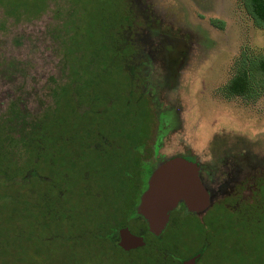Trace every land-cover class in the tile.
Instances as JSON below:
<instances>
[{
  "label": "rangeland",
  "instance_id": "obj_1",
  "mask_svg": "<svg viewBox=\"0 0 264 264\" xmlns=\"http://www.w3.org/2000/svg\"><path fill=\"white\" fill-rule=\"evenodd\" d=\"M220 23L222 28L217 27ZM115 49H123L124 54L115 58ZM242 49L264 54V29L253 25L238 0H0V126L14 108L27 122L39 124L40 133L51 140L60 136V126H54L58 116L69 113L78 122L88 113L99 131L96 139H85L84 134L81 141L107 145L119 134L121 114L127 110V132L147 131L151 140L144 154L152 158L144 156L138 168L142 181L163 158L192 157L203 164L211 174L204 178L199 171L210 196L208 206L224 214L222 257L226 258L224 246L229 243L236 252L235 264H264V218H256L264 215V98L226 100L219 93ZM170 114L174 121L169 125ZM171 128L177 131L167 134ZM76 145L66 147L72 154L64 161L77 159V168L66 173L69 182L58 191L59 205L69 215L64 218L70 219L63 227L69 228L74 245L71 240L55 247L43 243L49 239L38 232L37 209L42 207L32 201L30 216L13 219L11 227L12 232L22 229L30 239L13 242L10 235L3 236L1 224L0 264H54L50 257L56 256V249L65 253L59 254L62 264L71 260L137 264V258L146 256L147 247L141 254L125 257L102 245L100 239L107 231L104 167L89 170L85 163L92 155L82 148L80 153ZM15 161L9 171L19 165L28 183L35 156L24 152ZM37 169L40 179L48 180L52 168L42 161ZM46 199L52 201L50 196ZM59 205L55 202L63 214ZM236 208L248 214L241 217L246 222L243 229L249 228L248 219L261 221L260 234L250 237L235 229L227 212ZM82 230L102 237L98 242L88 239L89 246L78 241ZM54 236L67 237L65 232ZM245 245L246 253L241 250Z\"/></svg>",
  "mask_w": 264,
  "mask_h": 264
},
{
  "label": "trees",
  "instance_id": "obj_2",
  "mask_svg": "<svg viewBox=\"0 0 264 264\" xmlns=\"http://www.w3.org/2000/svg\"><path fill=\"white\" fill-rule=\"evenodd\" d=\"M238 2L245 14L252 21L253 25L256 28L264 29V0H238ZM222 26V23H220L217 27L222 28ZM113 53L115 58H117L119 53L122 55L124 54L123 49H115ZM219 93L226 100L236 97H239L243 100H256L259 97L264 98V54L253 53L247 49H242L232 65L230 79L224 86L220 88ZM13 109L14 108L11 110L10 116H8V118L5 119V122H3L0 126V226L1 224H3V226L5 225L4 228L2 227V232L1 230L0 232L3 233V236L10 235L13 238L12 240H14L13 242L17 241V243H23L26 238H29V236L22 234L25 233L22 229H18L17 232H12L11 227H13V219L28 217V206L30 202L34 201L35 204L43 208L37 209V220L39 226L38 232L40 236H46L49 239L43 243L48 245L52 244V246H55V243L65 244L68 240H71L72 245H74L75 242L69 238V235H71L68 233L69 228L63 227L64 224H67V222L70 221V219L64 218V216L68 215V213L62 210L61 206L59 205V202L62 201V195H59L60 192L58 191L60 190V187H62V183L67 182L66 180L69 182V178L66 173H71L77 168V159H74L71 162H69L71 159L67 160L66 162L64 161V159H68L66 157H68L69 154H72L66 150V147L71 144H77L79 152H81L80 148L85 147V143L83 144L81 141L84 139V134L85 139L89 136H91L93 139L97 138L96 131H99V128L94 126L97 125V123L93 120V118H88L90 117L88 113L85 114V116L82 118V121L78 122L72 121L73 118L69 113L63 114V116H58L57 120L54 122V126H60L58 128V134H60V136L57 135L51 140H46V136L43 135V133H40L42 127L40 128L39 124L27 122L24 117L19 115V113ZM128 113L129 112L125 110V112L121 114L120 125L129 122ZM71 124L74 126L69 127ZM124 129L125 128L121 126L116 139L121 138L122 136L125 137ZM71 132L75 133L72 134L71 137L65 139L64 136H61V134ZM41 137L43 139H41ZM76 140H78L77 143ZM47 144L49 148H47ZM102 146L103 145L99 143L95 146V150ZM61 150L65 151V154ZM24 152H31L35 156V160H37L33 165L35 168L33 172L34 174L31 175L32 177L29 179L28 183L26 182L27 176L25 175L23 168H21L19 165L14 166V169L9 171L11 164H14L16 162L15 160L18 159L20 154ZM59 152H61V155H59ZM79 152L77 151V153ZM47 156L49 158L51 157L50 160L46 159ZM69 158H71V156H69ZM42 161L45 162L48 167L52 168L48 175V180H44L43 178L40 179L39 177L40 172L38 170L39 168L37 169V167L39 162ZM93 161L94 159H91V161L86 163V165H89V170L97 166L96 164L92 163ZM90 162L92 163L91 165ZM98 164L102 165L100 162ZM61 174H64L67 179L62 178ZM101 174L105 179V173ZM80 175L81 173H79V176ZM18 178H21L22 180L20 181ZM50 182H52L53 185H50ZM29 188L34 190L33 194L28 192ZM36 189H40V191L36 193ZM46 196H50V199L52 198V201L54 200L56 204L60 206L63 214H59L57 210L58 208L55 206V202L47 200ZM7 206L11 208L10 211L6 210ZM42 210L45 212H40ZM31 217L35 216L31 215ZM234 217L236 216L232 215V217L230 216L228 219H232ZM256 218L263 219L264 215L262 217L256 216ZM260 222H256L254 225L258 226ZM16 223L17 222H14V226ZM30 224L33 227L31 221ZM99 224L101 227L105 226L104 223ZM238 229L239 228H237V231ZM61 232H65V236L68 238L64 236H54L60 234ZM91 233H93L92 236L88 235L82 230L79 233L80 235L78 241H86L90 246L92 245L90 243L91 241L98 242L102 237L101 234H97L94 231H91ZM104 235L105 234L103 233V239H100L102 245L107 244V239H105ZM246 235L248 234L246 233ZM255 235L257 236L258 234ZM34 238L36 240L37 236H34ZM73 239L75 238L73 237ZM253 240L254 239L252 238L251 241ZM75 241L77 242L76 239ZM34 242L38 243L39 245V239ZM224 248L228 254H225L226 258H224L223 255V263L228 264L229 262V264H235V261L233 260L235 257H232V254L235 252H233L232 248L229 247V244L225 245ZM242 250H245L244 252L246 253L247 250H249V247L245 245V248ZM53 261L54 264H62L59 258H54ZM79 263V261L71 260L69 263L64 262L63 264Z\"/></svg>",
  "mask_w": 264,
  "mask_h": 264
},
{
  "label": "flooded vegetation",
  "instance_id": "obj_3",
  "mask_svg": "<svg viewBox=\"0 0 264 264\" xmlns=\"http://www.w3.org/2000/svg\"><path fill=\"white\" fill-rule=\"evenodd\" d=\"M135 82L136 80L134 84ZM138 101L140 102V100ZM136 104L138 105V103ZM170 115L172 117L168 119L169 125L170 122L172 123V121H174V115ZM128 124L129 123H125L121 125L125 128V137L122 136L117 139L110 138L109 141H107V145L102 144L103 146L97 150H95V146L87 144L86 142H84L85 147L82 148L83 151L92 155L91 159H94L92 163L98 166L100 162L104 167L101 173H105L106 175L104 180L106 186L105 190L107 192V234L105 232L104 237L107 239V246L109 247L110 245L111 248L118 250L122 253L121 255L125 257L130 254H134V256L137 255V253L141 254L142 250L147 247L146 256L142 255L137 258V264H144L142 257H146V261H149L147 259V257L150 258L149 254H152L153 258L151 257L152 261L150 260L147 264H187L189 261L191 262V260L193 261L192 264H224L220 252L223 239L222 223L224 214L222 213V209H211L210 205H207L200 211H191L187 208L185 203L179 201L168 213V219L163 230L158 234L150 231L146 221L138 213V209L141 204L142 196L148 189L151 175L168 159L163 158L159 161L155 169H152L145 180L142 181L141 171L138 168L141 165L140 162L144 160V156H146L147 159L152 158L151 154H144L146 144L147 142L150 143L151 140L148 139L149 134L147 131L142 132V135L141 132L136 129L135 132L130 135L126 130ZM165 124L168 126L167 123ZM176 131V128H171L167 134H174ZM138 135H142V138L139 139L137 137ZM157 145L158 142L155 145L154 143L152 144V146H154L153 148ZM153 148H150L152 154ZM77 156L79 157V155ZM178 157L195 162L199 167L202 177H211L209 172L203 170L204 165L198 163L194 158ZM92 163L90 162V165ZM86 166L88 167L89 165L87 164ZM237 206L238 205H236V207ZM248 206L251 208L250 204ZM239 209H234V212L233 209H231V213L227 212L228 215L240 216V218L229 219L235 224V229L237 230V228H239L238 231L243 234L248 232L247 234L250 237H252L251 233L253 236H255V234H260L257 226L254 224L260 222L259 220L261 219H248L250 223L249 228L243 229L241 226L243 223H246L243 218L248 214H244L243 211ZM253 227L254 229L252 230ZM125 229H127L132 236L142 238L143 245L129 247L128 249L121 247L119 243L122 239V232ZM245 230L248 231L246 232ZM169 236H171L169 239L170 242L165 244V240H167ZM229 247L232 248L230 244ZM56 251V256L50 257L51 259L59 258V254L61 256L65 254L64 252L61 253L62 250L59 251V249H56ZM156 255L161 256V258H158ZM125 263L129 264L128 261ZM133 263L134 261L130 264Z\"/></svg>",
  "mask_w": 264,
  "mask_h": 264
},
{
  "label": "water",
  "instance_id": "obj_4",
  "mask_svg": "<svg viewBox=\"0 0 264 264\" xmlns=\"http://www.w3.org/2000/svg\"><path fill=\"white\" fill-rule=\"evenodd\" d=\"M179 201L191 211H200L209 204L210 196L199 178L198 165L177 156L168 159L153 172L138 213L150 231L158 234L165 227L168 213ZM121 238L119 245L124 249L143 245L142 238L132 236L127 229L122 232Z\"/></svg>",
  "mask_w": 264,
  "mask_h": 264
}]
</instances>
